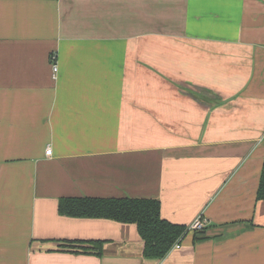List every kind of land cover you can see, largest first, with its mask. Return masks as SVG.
<instances>
[{
  "label": "crops",
  "instance_id": "0c3cea01",
  "mask_svg": "<svg viewBox=\"0 0 264 264\" xmlns=\"http://www.w3.org/2000/svg\"><path fill=\"white\" fill-rule=\"evenodd\" d=\"M263 161L264 0H0V264H264ZM65 197L206 223L149 259Z\"/></svg>",
  "mask_w": 264,
  "mask_h": 264
},
{
  "label": "trees",
  "instance_id": "16d2710c",
  "mask_svg": "<svg viewBox=\"0 0 264 264\" xmlns=\"http://www.w3.org/2000/svg\"><path fill=\"white\" fill-rule=\"evenodd\" d=\"M257 200L264 199V161L261 168ZM61 215L79 218H102L120 223H133L143 242L142 255L160 259L168 254L176 242H181L188 232L185 224L170 222L160 215V201L155 198L137 197H65L58 202ZM76 252L102 255L104 242L66 241ZM71 244V245H70ZM81 244L84 246L80 248Z\"/></svg>",
  "mask_w": 264,
  "mask_h": 264
},
{
  "label": "built area",
  "instance_id": "2783aa9c",
  "mask_svg": "<svg viewBox=\"0 0 264 264\" xmlns=\"http://www.w3.org/2000/svg\"><path fill=\"white\" fill-rule=\"evenodd\" d=\"M52 70L53 72L57 70L55 63L52 64ZM45 154L47 155L51 154V149L47 148L45 151ZM205 223H206V220L204 219V217L202 215H199L188 225L187 230L188 232L189 231L198 232L203 229ZM179 247H180V242L178 241L173 245L172 249L179 248Z\"/></svg>",
  "mask_w": 264,
  "mask_h": 264
}]
</instances>
